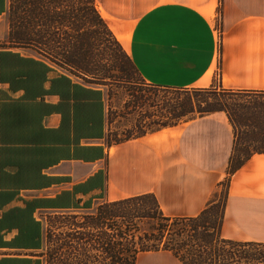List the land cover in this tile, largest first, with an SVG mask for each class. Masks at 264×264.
I'll return each mask as SVG.
<instances>
[{"label":"crops","instance_id":"1","mask_svg":"<svg viewBox=\"0 0 264 264\" xmlns=\"http://www.w3.org/2000/svg\"><path fill=\"white\" fill-rule=\"evenodd\" d=\"M96 5L147 84L264 93V0ZM7 8L0 0V20ZM1 51L50 69L44 79L34 73L29 88L0 81V264H43L51 214L153 193L164 214L195 216L227 177L236 133L226 112L109 146L103 87L46 58ZM222 234L264 242V153L229 176ZM136 264L184 263L161 249L139 253Z\"/></svg>","mask_w":264,"mask_h":264},{"label":"trees","instance_id":"2","mask_svg":"<svg viewBox=\"0 0 264 264\" xmlns=\"http://www.w3.org/2000/svg\"><path fill=\"white\" fill-rule=\"evenodd\" d=\"M13 6L10 18L15 19L19 29L23 27L25 32L30 29L44 28L45 33L49 34L51 29H58L59 26L71 28L73 32L66 33L67 44L72 45L71 49L74 53L85 56L89 54V47L94 46V32L89 31L90 24H99L114 39L115 44L122 50L123 46L116 38L106 20L102 17L96 5V0H23ZM63 7L67 10L63 11ZM8 9V8H7ZM83 29V34L80 33ZM85 31H87L85 33ZM47 37V36H45ZM50 37V38H49ZM51 34L48 39L51 41ZM47 40V42H50ZM47 42H44L47 44ZM90 44V45H89ZM89 46V47H88ZM15 49V48H3ZM125 58H118L128 65V68L135 70L140 76L138 69L127 52L122 51ZM34 54V53H33ZM36 55V54H34ZM38 56V54H37ZM73 57V55H72ZM13 58H20L18 62L13 63ZM43 58V57H41ZM15 64L17 67H15ZM89 67V65H88ZM124 70H127L123 66ZM50 68L44 63L35 61L34 59H26L17 53L11 51L0 52V81L9 82L11 88L25 86V88L33 87V75L40 74L44 79L46 71ZM91 75L87 79H96L102 81L95 83L91 80H85L88 83L98 86L105 85L104 81L114 77L108 76L95 77V73L86 70ZM21 75L26 77V80H20ZM142 77V76H141ZM32 79V80H30ZM115 81H118L114 78ZM124 81L123 79H120ZM27 82V83H22ZM154 88H162L154 86ZM164 90L176 91L184 94V101L181 104V110L174 109L171 102H164L168 113H161L163 118L158 117L151 123L152 127L143 123L141 120L149 118L146 112L138 120L140 131L137 135H129L123 138H117L110 141L108 138V129L106 140L109 146L117 145L124 141L144 136L164 128L173 127L180 122H186L200 116L208 115L217 111H224L228 114L230 121L235 129V142L228 166V177L239 169L249 157L255 153H264V147L255 150L245 148L246 138L243 134L245 131L242 127H249L248 142L264 143V117L258 116L256 111L237 106L231 109L225 103L220 105H212L206 102L207 105L202 106L195 102L193 93L196 95L201 92L203 95L215 96L222 99V96L229 94L230 90L223 89L222 92L211 89L184 88V89H169ZM99 92V91H98ZM171 92V91H170ZM245 92V91H242ZM134 97L133 103L135 107L142 106L145 102V96L132 93ZM157 103H154L156 105ZM167 114V115H166ZM243 115L246 118L243 120ZM109 114L107 112V122ZM110 119V118H109ZM247 132V131H246ZM243 151L245 155H243ZM226 201L219 204L217 200L210 202L198 215L195 216H169L164 214L156 196L153 193H145L141 195L126 197L111 202H103L99 204L93 211L72 210L61 211L56 214L59 220L66 219L67 224L71 225V232L64 233L65 237L60 238V249L49 250V244L53 241L50 222L46 224V242L47 253L41 254L42 260L45 258L46 264H51L56 258L59 251L66 250L61 253L62 259L69 261L67 264H100L98 259L100 254H103V264H136L137 256L145 251L168 250L171 251L184 264H264V242L248 241L227 238L222 234V228L225 217ZM54 216V215H53ZM84 218L83 222H77V219ZM67 217L68 220H67ZM57 219V220H58ZM113 221V222H112ZM173 221L171 224H165ZM113 226H116V233H111ZM88 228L89 231H79L80 228ZM170 227V229H168ZM172 227V229H171ZM168 229V232H165ZM165 238V240H163ZM118 245V250H113L111 244L113 241ZM165 241L162 246L160 243ZM107 258H112L110 262H106ZM10 264H20L19 259L9 260ZM32 259H28L29 263ZM40 263L41 259L37 260ZM64 262V261H63Z\"/></svg>","mask_w":264,"mask_h":264},{"label":"rangeland","instance_id":"3","mask_svg":"<svg viewBox=\"0 0 264 264\" xmlns=\"http://www.w3.org/2000/svg\"><path fill=\"white\" fill-rule=\"evenodd\" d=\"M24 2L23 0H8V9L2 19L0 20V48H15L19 49L23 53L27 54H38V56L46 58L52 65L58 67L64 72L72 74L75 78H81L85 80L91 75H87L86 70H91L90 72H94L93 76L95 77H102L108 76L109 74L114 77L107 81H104L105 85L102 87L105 89L106 93V101H107V108H108V138L110 141H114L117 138H123L132 131V135H137L140 131L138 127V120H141V116L146 112L149 115V118H144L141 120L143 123L147 122L149 126L154 123V120H158V117H162L161 113L165 114L168 113L167 108L164 106V102L168 101L173 103L174 109L179 111L181 110V104L184 101V94L170 90H164L162 88H154L151 87L146 81L135 71L128 68V65L125 64L122 60L118 58H125L124 53L122 52L123 47L121 50L117 44H115L114 39L110 36L106 29H104L99 24H90L89 31H93L94 34V46L89 47V54L82 56L81 54H76L71 49L72 45H68L67 43V36L69 32H73V30L66 26L58 25V29H51L49 34H51V41L48 39L47 33L44 28L38 27V29H30V31L25 32L22 28L19 29V25L15 22V19L12 20L10 18L11 11L13 6L17 5L18 3ZM67 10L66 7H63V11ZM87 31H85L86 33ZM83 34V29L80 31ZM47 36V37H45ZM50 38V37H49ZM49 40L50 42H47ZM44 42H47L44 43ZM90 45V44H89ZM73 55V57H72ZM89 65V67H88ZM123 66L126 67L127 70H124ZM115 79H119L115 81ZM123 79L124 81H121ZM94 80V81H93ZM91 81L95 83H100L102 81L93 79ZM200 89V88H198ZM202 89H211L214 91L222 92V88H218L215 86H210ZM135 92L139 95L145 96L146 102L140 106L135 107L133 103L134 97L132 93ZM206 93H202L196 95L193 93V98L195 102L200 103L202 106L207 105L206 102H210L212 105H220L226 104L229 108L234 109L239 106L242 108L248 109L249 111L257 113L259 116L264 117V93L259 92H242V91H235L230 90L229 94H225L222 96V99H218L215 96L203 95ZM154 103H157L153 106ZM167 115V114H166ZM246 118L243 115V120ZM182 123V122H180ZM178 125V124H177ZM155 125H152V127ZM242 130L245 131L243 134L244 139L246 138L245 148L249 150L260 149L264 147V143L262 142H248L249 137L248 130L252 129L248 126L242 127ZM247 131V132H246ZM243 155L245 152L243 151ZM228 174V171H227ZM229 177H225L220 183L218 190L210 200V202L217 200L219 204L224 203L227 200V187H228ZM209 202V203H210ZM208 203V204H209ZM226 209V207H225ZM83 212V211H79ZM54 215V216H53ZM56 214H51L47 216V221L50 222L49 218H52L51 231L53 234V241L51 243L46 242L45 246L40 252V255L44 252L47 253V243L49 244V250L52 249H60V238L65 237L64 233L71 232L70 228L71 225L67 224L66 219L59 220L55 217ZM69 217H67L68 220ZM58 219V220H57ZM84 218L82 216L77 219V222H83ZM113 222V221H112ZM173 221L166 222L165 224H171ZM170 229V227H168ZM168 229H165V232H168ZM172 229V227H171ZM79 231H89L88 228H80ZM111 233H116V226H113ZM165 240V238L163 239ZM165 241H162L160 245L164 244ZM113 250H118V245L113 241V244L110 245ZM66 250L59 251L51 262V264H67L69 261L62 259L61 253L64 254ZM97 255L100 254L98 258L101 263L103 264V254L96 252ZM112 258H107L106 262H110ZM43 264H46L45 258L42 260ZM64 261V262H63Z\"/></svg>","mask_w":264,"mask_h":264}]
</instances>
